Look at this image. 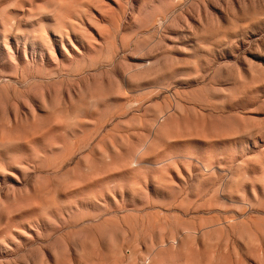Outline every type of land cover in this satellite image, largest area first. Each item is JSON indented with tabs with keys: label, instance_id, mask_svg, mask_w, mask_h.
I'll use <instances>...</instances> for the list:
<instances>
[{
	"label": "rangeland",
	"instance_id": "obj_1",
	"mask_svg": "<svg viewBox=\"0 0 264 264\" xmlns=\"http://www.w3.org/2000/svg\"><path fill=\"white\" fill-rule=\"evenodd\" d=\"M0 264H264V0H0Z\"/></svg>",
	"mask_w": 264,
	"mask_h": 264
}]
</instances>
